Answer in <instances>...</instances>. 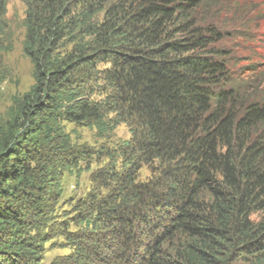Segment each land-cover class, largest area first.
I'll return each instance as SVG.
<instances>
[{"label": "trees", "instance_id": "1", "mask_svg": "<svg viewBox=\"0 0 264 264\" xmlns=\"http://www.w3.org/2000/svg\"><path fill=\"white\" fill-rule=\"evenodd\" d=\"M22 1L35 82L0 124V264H45L55 244L70 253L50 264H264V71L226 46L251 11ZM84 171L87 192L64 199Z\"/></svg>", "mask_w": 264, "mask_h": 264}, {"label": "rangeland", "instance_id": "2", "mask_svg": "<svg viewBox=\"0 0 264 264\" xmlns=\"http://www.w3.org/2000/svg\"><path fill=\"white\" fill-rule=\"evenodd\" d=\"M224 2L228 4L226 6L231 10H234L236 3L239 2L240 8L245 7L244 10L239 11L243 16L251 11L248 17L253 18L250 25L255 30L249 38L239 36L238 33L234 38L227 39L226 46L232 48L235 55L233 66L244 71L249 66L248 64H258L257 70L259 72L264 71V0H224ZM242 14H239V17H242ZM25 15L26 5L22 0H9L7 14L1 24L2 38H0V46H2V49L0 47L1 125L9 119L8 113L13 98L23 95L35 82L32 62L23 50L26 35ZM72 128V126L68 127L69 130ZM78 133L81 136L78 142L80 144L86 143L90 146H99L102 141H105L96 139L95 132L89 129L78 130ZM129 137L128 128L123 124L116 129L111 139L106 140V143L109 145L118 143L129 139ZM149 173L146 168L141 172L143 177L148 176ZM89 177L90 171H84L77 178L75 175H66L64 199L78 198L86 193L91 186ZM69 253V249L60 248L55 244V247L49 248L46 252L45 264H50L54 259L66 256Z\"/></svg>", "mask_w": 264, "mask_h": 264}]
</instances>
